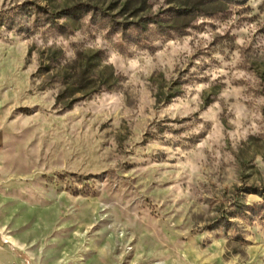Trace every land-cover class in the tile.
<instances>
[{
	"label": "rangeland",
	"instance_id": "rangeland-1",
	"mask_svg": "<svg viewBox=\"0 0 264 264\" xmlns=\"http://www.w3.org/2000/svg\"><path fill=\"white\" fill-rule=\"evenodd\" d=\"M0 264H264V0H0Z\"/></svg>",
	"mask_w": 264,
	"mask_h": 264
}]
</instances>
